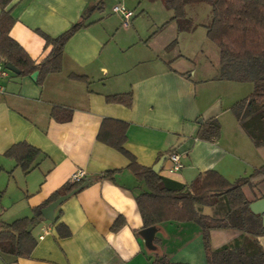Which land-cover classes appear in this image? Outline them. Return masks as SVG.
<instances>
[{
  "label": "crops",
  "instance_id": "obj_1",
  "mask_svg": "<svg viewBox=\"0 0 264 264\" xmlns=\"http://www.w3.org/2000/svg\"><path fill=\"white\" fill-rule=\"evenodd\" d=\"M11 15L10 36L36 64L51 51L39 32L56 37L81 17L85 26L65 44L61 71L47 74L42 84L36 83L37 76L18 77L11 72L0 77V195L9 200H0V225L31 217L32 209L69 182L77 170L91 181L54 211L57 223L70 230L69 237L59 238L57 223L42 217L31 228L37 240L31 254L17 258L0 252V264H153L155 252L135 234L142 229L136 196L146 186L127 168L125 155L97 140L105 118L127 124L124 148L139 164L157 165L159 175L183 185L207 170L235 182L264 166V146H254L231 110L245 97L229 100L223 90L216 93L221 84L245 83L219 78L218 51L210 66L214 76L195 80L188 57L171 46L176 44L174 36L156 41L165 29L154 37L151 44L157 47L150 48L146 58L101 61L97 0H13ZM170 22L169 34L180 33L176 22ZM72 74L87 77V82L70 79ZM128 91L132 93L129 107L105 100L106 95ZM55 105L71 110L69 120L58 122L51 117ZM211 117L220 123L219 138L215 142L197 139L200 125ZM19 142L41 152L37 166L27 173L4 156ZM173 151L183 163L178 173L168 172ZM109 171H115L112 177L105 176ZM253 188H242L250 203L264 198V180ZM200 212L213 216L217 206H203ZM119 216L125 223L113 231ZM164 218L155 233L159 252L172 262L207 264L200 226L185 220L183 212L165 210ZM43 228L48 232L39 239ZM241 236L232 229L211 230V247L218 249ZM256 240L264 245V236Z\"/></svg>",
  "mask_w": 264,
  "mask_h": 264
},
{
  "label": "trees",
  "instance_id": "obj_2",
  "mask_svg": "<svg viewBox=\"0 0 264 264\" xmlns=\"http://www.w3.org/2000/svg\"><path fill=\"white\" fill-rule=\"evenodd\" d=\"M159 1L166 9L173 12L171 20L176 22L179 31H188L195 26L186 17L187 5L204 3L210 6L211 21L205 26L206 37L218 50L219 78L253 84L252 92L234 103L231 110L241 122L254 146H264V0ZM12 2L13 0H0V62L3 63V67L7 63L13 65L18 70L15 74L18 77L30 76L37 71L36 83L40 85L47 74L61 71L65 44L85 26L84 17L56 37L39 32L45 39V44L51 45V51L44 60L36 64L10 36L14 24L11 15ZM102 3L103 0H97L98 7ZM69 78L87 82L85 76L72 74ZM105 100L129 107L132 93L128 91L106 95ZM70 115L71 110L68 108L55 105L51 109V117L58 122L69 120ZM248 117H255L259 123L252 132L248 131L246 123L243 122ZM126 130V123L105 118L99 128L97 140L125 155L129 160L127 168L138 180L144 182L146 191L136 196L142 229L154 227L157 231L159 224L165 220V210L183 212L185 220L193 221L201 228L207 264H264V248L256 240L257 237L264 236L262 218L261 215L250 210V201L242 189L246 185L254 187L257 182L264 180V166L235 182H229L215 170H207L189 185H183L159 175L152 167L139 164L124 148ZM219 136L220 123L216 117L205 120L196 134L197 139L209 142H215ZM40 154L39 149L27 142L16 143L4 152V156L13 159L16 167L25 173L37 166ZM114 173L115 171H109L105 176L112 177ZM81 183L66 182L46 201L34 207L31 217L18 218L11 223L0 225V252L13 254L17 258L28 257L37 244L31 228L38 220H42L41 209L59 196L78 188ZM203 206H217V212L213 216L202 214L200 209ZM57 220L58 215L54 218L53 224H56ZM124 223V218L119 216L111 229L116 231ZM217 229L236 230L241 232L242 236L239 240L213 249L210 243V231ZM55 230L59 238H67L71 235L70 230L63 223H57ZM141 230L135 231V234L141 236ZM155 243L154 237L151 247L148 248L155 252L153 264H187L170 261L159 252Z\"/></svg>",
  "mask_w": 264,
  "mask_h": 264
},
{
  "label": "rangeland",
  "instance_id": "obj_3",
  "mask_svg": "<svg viewBox=\"0 0 264 264\" xmlns=\"http://www.w3.org/2000/svg\"><path fill=\"white\" fill-rule=\"evenodd\" d=\"M121 4L134 13L128 28L122 26L120 15L112 12L114 5ZM185 10L187 19L194 25L195 23H200V25H195L192 30H183L180 33H177L176 30L173 33L172 30L170 35L168 31L173 28L168 24L171 23L173 12L166 9L159 0H103L101 4V61L108 64V61L132 62L146 58L150 55V48L157 47L155 44H151L154 37L165 29L159 34L160 36H157L158 38L156 37V41L163 42L174 36L176 44L171 46H175L176 51L188 57L189 67L192 72L196 73L195 80H199L198 78L202 76H214L215 73L210 66L213 62V53L218 50L207 39L205 28L211 21L210 7L204 3H197L187 5ZM221 90L229 100L231 97L238 100L246 97L247 91L248 94L252 92L253 84L250 82L228 84L227 86L221 84L216 93L223 94ZM243 122L246 123L250 132L259 126L255 117L245 118ZM0 200L2 203H9L7 195L5 197L0 195ZM261 246L264 248V245Z\"/></svg>",
  "mask_w": 264,
  "mask_h": 264
},
{
  "label": "water",
  "instance_id": "obj_4",
  "mask_svg": "<svg viewBox=\"0 0 264 264\" xmlns=\"http://www.w3.org/2000/svg\"><path fill=\"white\" fill-rule=\"evenodd\" d=\"M5 69L14 73V74L18 73V70L13 65H11L10 63L5 64ZM37 74H38V72L35 71L34 73L31 74V78L35 79ZM158 169H159V167L157 165H155L153 167V170L155 172H157ZM90 181H91L90 178H85L78 188L73 189L72 191H70L67 194L59 196L56 200H54L53 202L48 204L46 207L42 208L41 214H42L43 219L48 220V221H53L55 209L63 201H65L67 198H69L71 195L75 194L78 190H80L81 188H83L87 184H89ZM249 208L253 213L261 215L262 224L264 225V198L250 203ZM155 233H156V229L154 227L144 228L140 232V234H141V236H142V238H143V240H144V242L148 248L151 247V241L155 237Z\"/></svg>",
  "mask_w": 264,
  "mask_h": 264
},
{
  "label": "built area",
  "instance_id": "obj_5",
  "mask_svg": "<svg viewBox=\"0 0 264 264\" xmlns=\"http://www.w3.org/2000/svg\"><path fill=\"white\" fill-rule=\"evenodd\" d=\"M112 12L118 13L122 19V26L127 27L130 25L131 19L133 18V11L125 7L123 4L121 5H114L112 7ZM9 71L5 69L2 65H0V77H6L8 75ZM168 159L170 161V167L168 169L169 173H178L183 168V163L181 161V156L178 152H171L168 156ZM85 179V173L82 170L75 171L70 179L69 182L75 183V182H82ZM0 215H1V209H0ZM48 230L46 228L42 229V234L38 236L39 239H42L44 234L47 233Z\"/></svg>",
  "mask_w": 264,
  "mask_h": 264
}]
</instances>
